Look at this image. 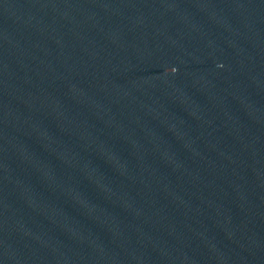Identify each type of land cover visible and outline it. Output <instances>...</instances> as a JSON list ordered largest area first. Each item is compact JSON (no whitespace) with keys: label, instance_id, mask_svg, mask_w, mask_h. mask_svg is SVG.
<instances>
[{"label":"water","instance_id":"1","mask_svg":"<svg viewBox=\"0 0 264 264\" xmlns=\"http://www.w3.org/2000/svg\"><path fill=\"white\" fill-rule=\"evenodd\" d=\"M0 264H264V0H0Z\"/></svg>","mask_w":264,"mask_h":264}]
</instances>
